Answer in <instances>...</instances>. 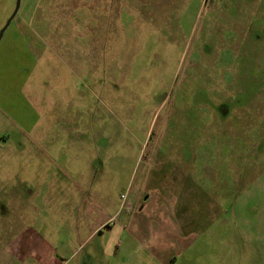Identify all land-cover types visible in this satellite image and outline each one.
<instances>
[{"label": "rangeland", "instance_id": "374dc122", "mask_svg": "<svg viewBox=\"0 0 264 264\" xmlns=\"http://www.w3.org/2000/svg\"><path fill=\"white\" fill-rule=\"evenodd\" d=\"M141 208L171 259L126 234L108 264H264V0L19 1L0 37V247L11 215L78 264L96 223Z\"/></svg>", "mask_w": 264, "mask_h": 264}, {"label": "crops", "instance_id": "0c3cea01", "mask_svg": "<svg viewBox=\"0 0 264 264\" xmlns=\"http://www.w3.org/2000/svg\"><path fill=\"white\" fill-rule=\"evenodd\" d=\"M144 204L141 205L143 206ZM141 210L142 208L138 209V212L130 217L131 220L126 225L123 223H114L111 226L109 219L96 223L88 236L94 234L95 237V235L100 232L101 241L90 246L88 251L85 253V259L87 260L79 261L78 264H108L106 261L108 257L117 256L120 253V247L123 246V240L126 239V234H134L133 237L131 235L130 236L132 238H136L137 236V239L141 241V243H145L148 248V245H150L151 242V236H153L155 240V236L152 234L153 223L151 221L155 220H147L145 216L140 213ZM170 216L171 215L169 213L167 218ZM4 217L5 231L3 234L5 235V244L0 247V264H71L69 263V258H71V256H73L76 252V248L70 253L64 252L63 256H56L53 251L49 249L46 250L47 248H45V244H43L41 237L34 233V231L30 230V227L21 226L13 229L9 224V220L13 216L7 215ZM154 225L157 226L156 223ZM103 226H108L107 228L109 234L106 233L104 235L103 232H101ZM170 226L173 227V224H170ZM175 229L179 230L176 225ZM127 230H131L132 232H127ZM176 236H180L179 231H177V233H173L171 229L166 230V234L164 235L167 240L168 238L176 239ZM135 238L134 240H136ZM152 248L153 246L150 245L149 250L147 249L146 251L148 254L152 253L155 260L161 258V262L166 263L171 259L170 252H158V250H154ZM91 249H93V253H97L98 249V253L100 255L95 257V255L88 253ZM74 264H77V262Z\"/></svg>", "mask_w": 264, "mask_h": 264}, {"label": "water", "instance_id": "95a60500", "mask_svg": "<svg viewBox=\"0 0 264 264\" xmlns=\"http://www.w3.org/2000/svg\"><path fill=\"white\" fill-rule=\"evenodd\" d=\"M19 1L20 0H16L15 1V6H14V9L12 11V13L10 14V16L8 17V19L6 20L4 26L1 28L0 30V37L3 33V31L5 30V28L8 26V24L10 23V21L12 20V18L14 17V15L16 14L17 10H18V7H19Z\"/></svg>", "mask_w": 264, "mask_h": 264}]
</instances>
